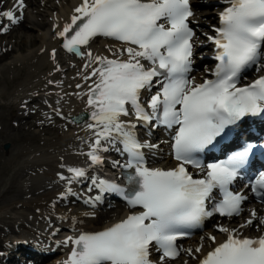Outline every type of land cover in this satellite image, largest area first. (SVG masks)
I'll use <instances>...</instances> for the list:
<instances>
[{"label": "snow or ice", "instance_id": "1", "mask_svg": "<svg viewBox=\"0 0 264 264\" xmlns=\"http://www.w3.org/2000/svg\"><path fill=\"white\" fill-rule=\"evenodd\" d=\"M16 8L22 16L24 0H17ZM75 12L59 33L69 53L83 58L84 46L95 37H106L123 45L115 56H127H96L93 63L97 67L85 76L86 80L96 77L85 93L90 110L86 115L92 121L86 128L93 136L87 158L91 165H102V153L116 148L127 155L122 167L130 170L124 187L95 178L93 184L102 192L118 194L130 208L140 211L103 231L69 238L74 246L64 264H153L149 258L152 247L161 253L164 264L179 255L176 242L186 235L184 230L201 226L214 214L238 216L247 199L230 189L255 145L246 144L220 162L205 164L200 154L229 126L264 114V76L237 86L244 70L250 66L259 70L264 63V0H230L220 16L216 37H209L218 49L215 79L200 84L188 75L195 34L189 26V0H83ZM0 15L13 25L18 23L13 10ZM87 56L92 59V52ZM84 67L87 70L90 65ZM154 87L156 93L142 101V93ZM122 117H134L135 122ZM137 123L174 129L175 168L146 166L142 149L155 145L139 141ZM187 166L206 170V174L194 178ZM66 171L70 176L61 174L59 179L68 184L88 178L84 168L67 167ZM250 188L264 201V173ZM214 192L221 197L218 201ZM219 230L229 232L223 227ZM201 264H264V236L239 238L229 233Z\"/></svg>", "mask_w": 264, "mask_h": 264}, {"label": "bare ground", "instance_id": "2", "mask_svg": "<svg viewBox=\"0 0 264 264\" xmlns=\"http://www.w3.org/2000/svg\"><path fill=\"white\" fill-rule=\"evenodd\" d=\"M59 1L61 2L60 5L56 4L55 2H54L55 3L54 4V3H51L50 1H48V3H51V4L46 5L44 7L43 11H40L41 5H39V4L37 5V2L40 3V0H31V4H33L34 6L37 5L34 8H38V13H36V14L33 13V17L37 18V20H38V16H41V15H43V16L48 15V17H49V16L53 15L54 9H59L61 12L68 11L70 9V7L73 6V4L77 2V0H59ZM209 1H211V0H209ZM198 2H199V0H197V4H198ZM202 4H205V3H202ZM217 11L218 10H214V9L198 10V15L196 18L198 20H200L201 22H209L210 20L215 18L216 14L218 13ZM205 17H208V18L205 19ZM47 20H48V18H47ZM47 20L44 21L43 23L40 21H38L37 23H34L37 26H41L43 24L41 29H40V31L44 30V31H42V33L37 32L35 30H32V28L28 30V32L30 33L28 36V37H30V43L29 44L26 43L28 52L27 53H16L15 55H13L9 61V68L10 69L18 70L19 69L18 63H22L25 66H29L32 63V60H33L35 54L38 52V50L40 48L43 47V44L49 40L52 41V39H51L52 34L49 33V30H45V26L47 25ZM0 42H2V40ZM11 42L12 41H8V43H11ZM54 44L56 45L55 42H54ZM15 45L22 46V44H20V43L15 44ZM20 49L23 50L21 47H20ZM94 58H95V56L93 55L92 59H90L88 56L84 59H73V61L76 63L75 67L73 68V72L77 76L76 80L72 81L70 83V85H64V87L62 89H54V88L51 89L52 95L49 98L51 99L52 96L55 95V93L58 90H65V91L73 90L75 94L76 93L77 94L87 93L89 91V86L86 83L87 80L85 79V76L89 75V73L92 71V68L97 66L95 63H93ZM46 62H47V59H46ZM86 64H89V65L92 64V66H90L86 71H82V68H85L84 66ZM78 85H79V87H78ZM19 86H24V81H21ZM34 88H37L36 85H33V89ZM15 93L16 92H14V94ZM28 97L29 96L23 97L21 94L18 93L17 95H14L12 98H10L8 101L4 102V104L9 103V102H14V101H20L21 100L20 98H28ZM19 127L25 130L26 125H23V126L21 125ZM30 128H31V126L29 127L28 130H25L26 132L20 129L19 132H20L21 136H24L26 138H28V137L35 138L37 135L33 131L30 132ZM78 129H79L78 127H74L70 130V133H69V135L71 136V140L73 142H75L76 144L79 140L85 141L84 136H83L85 134L84 131L81 132L82 133L81 138H78V136L75 137L76 135H75L74 131H76ZM10 138L12 139V137H10ZM20 164H21L20 175L24 177V176H26V174H24L25 169H26V171H28V170L37 171V170H40L46 166H49L51 169H56L57 167L59 168L60 166L65 165V162L60 158V155H58V152H56V149H53L51 151H46L40 155H38V154L29 155L24 160V162H20ZM67 165H70V164H67ZM4 177H5V175H4ZM261 213H264V210H261Z\"/></svg>", "mask_w": 264, "mask_h": 264}, {"label": "rangeland", "instance_id": "3", "mask_svg": "<svg viewBox=\"0 0 264 264\" xmlns=\"http://www.w3.org/2000/svg\"><path fill=\"white\" fill-rule=\"evenodd\" d=\"M0 115H1L0 116V124H1L0 126H3V128L0 130V133L2 135H7L11 132H14L13 130H11L9 128V126L11 128H13L14 117H11L10 120H7L6 114L1 113ZM19 151H21V147L18 144L12 146L10 148L9 153H6V151L4 149L0 148V172H1L0 173V187L2 185H5L4 186L5 189L3 188L2 191H0V205L1 206L7 205L10 203V201L5 202L6 198H8L10 200V199L16 197V195H18V197H21L23 194L20 182H19V180H16L13 177L14 174H12L10 177H8L9 172L11 170V167L13 166L14 162L19 157V156H14V155L17 154ZM4 175H5V177H4ZM11 187L14 189V191L9 192Z\"/></svg>", "mask_w": 264, "mask_h": 264}]
</instances>
